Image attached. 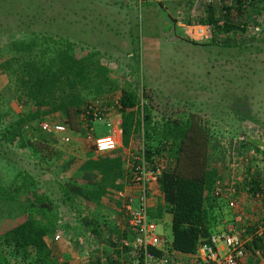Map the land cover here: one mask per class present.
Listing matches in <instances>:
<instances>
[{
	"label": "rangeland",
	"instance_id": "obj_1",
	"mask_svg": "<svg viewBox=\"0 0 264 264\" xmlns=\"http://www.w3.org/2000/svg\"><path fill=\"white\" fill-rule=\"evenodd\" d=\"M250 1L242 14L233 18L235 25L243 23L242 30L215 33L212 37V29L206 28L204 35L199 37V26L204 25L199 20L204 19L209 8L215 17L220 16L225 2L0 0V63L15 57L7 49L13 44L52 34L65 38L74 44L76 56L88 54L97 59L108 69L110 79L115 80L112 82L100 76L93 80L92 85H100L103 89L100 95L112 99L117 96L121 82L132 84L137 80L136 92L142 89L154 117L193 112L208 122L211 145L214 146L211 156L218 168L227 172L223 163L231 155L238 135L248 138L249 148L255 142H264V0ZM136 42L140 44L141 57L135 60L131 47ZM12 65L15 67V62ZM13 76L0 72V122L5 123L6 119L21 121L25 145L21 147L14 142L16 140L0 139V184L11 192L19 189L23 193L22 177L27 175L42 189L46 196L45 206L50 207L51 213L60 212L61 216L56 217L59 220L54 218V224L57 226L62 221L65 227L55 228L60 234L57 240H53L52 234L48 238L56 259L63 257L65 248L73 253L77 264H91L99 256L107 259V245L88 237L77 225L72 210L61 200L60 184L66 179L73 180L72 183L87 179L84 175V179L75 177L71 172L92 155L91 142L78 127L58 133L56 140L50 142L37 125L44 119L62 122L64 116L44 107L40 118H32L37 109L18 90L19 83ZM237 110L248 117L237 120ZM100 129H103L100 124H94L96 135L102 133ZM45 137L48 140L43 141ZM139 138L140 134H132L127 147L116 148L124 153V170L130 165L131 150L139 146ZM255 167L246 166L243 171L247 175ZM114 186L110 190L112 196L104 197L97 210L109 214V218L115 217L112 210L118 209L128 188L126 182L118 179L114 180ZM156 194L155 189L150 190L148 203L152 212L159 205ZM242 200L247 203L242 204L231 218L224 208L218 210L217 214L221 216L217 223L231 219L241 228L244 225L234 220L235 217L245 215L249 221L255 218L256 202L245 195ZM131 206H136L135 195ZM149 217L155 224L156 233L165 240V245H170L169 214L161 211L159 216ZM107 230H103L101 238L109 233ZM70 232L76 233L75 236H70ZM250 254L248 251L246 258L257 261ZM11 255L9 248L0 242V258L7 264H21L18 257ZM65 258L56 264H72Z\"/></svg>",
	"mask_w": 264,
	"mask_h": 264
},
{
	"label": "trees",
	"instance_id": "obj_2",
	"mask_svg": "<svg viewBox=\"0 0 264 264\" xmlns=\"http://www.w3.org/2000/svg\"><path fill=\"white\" fill-rule=\"evenodd\" d=\"M221 1L225 2L221 6V25L216 24L217 18L212 8L206 12L204 19L199 20L201 24H211L212 37L215 33L242 30L243 23L235 25L233 18L236 14L241 15L252 2ZM255 2L257 3V0ZM52 36L32 37L25 43L9 46L8 52L15 57L0 63V72L14 75L13 78L20 86L18 90L24 93L37 109L32 118H40L42 108L48 107L51 111L60 112L64 119L62 122L44 121L62 124L68 131L69 128L78 127L83 136L89 126L94 127L90 116L84 113L88 102L96 98L110 102L115 99L116 111L121 119V146L127 147L132 134H140L139 146L136 150H131L128 164L134 166L138 162L135 157L142 156V160L149 167L159 169L156 184L160 202L155 211L152 212L148 208V215L159 216L161 211L168 213L170 248L179 253H194L197 246L206 241L216 224L218 225L221 215L217 212L225 207L222 200L209 195L212 182L218 177L220 169L211 156L214 146L211 145L208 122L193 112H179L176 115L168 113L154 117L142 89L136 92L137 80L132 84L121 82L116 90L117 96L111 97L112 99L100 95L103 93L101 86L91 83L98 76L114 82L115 80L109 77L108 69L88 54L76 56L72 42L58 35ZM131 50L134 51L135 60L141 57L138 42L132 45ZM135 70L138 71L137 68ZM88 96L90 98L86 100ZM236 114L239 121L248 117L239 110ZM21 124V121L16 119L0 122V139L7 138L10 142L16 140L14 142L24 147ZM36 128L41 131L38 125ZM41 132L50 138V142L56 140L57 134ZM93 134H96V130ZM46 137L43 141L48 140ZM235 143L237 151L240 149L244 153L251 144L250 141L236 140ZM221 156L223 157L222 154ZM223 165L226 167V164ZM129 172L130 167L124 170L121 151L116 149L109 153L88 156L71 172L75 177L83 178L84 175L87 179L72 183L73 180L68 178L60 184L62 203L72 210L77 225L87 232L88 237L95 242H104L102 245H107L106 249L109 248L107 264H128L134 254L119 242L127 233L121 206L112 210L115 214L113 218H109V214L98 213L102 199L111 195L110 190L116 187L115 179L130 184ZM256 180V174H253L252 190L259 188ZM21 185L23 193L19 189L11 192L0 184V242L9 248L11 256L19 258L21 264H56L47 240L55 228L65 227L62 221L58 222L57 226L54 224L58 219L56 217L61 216L60 212L55 210L51 213L50 207L45 206L46 196L32 178L24 175ZM105 229H108L109 233H105V237L101 238ZM69 234L75 236L76 233ZM263 244L264 235L247 242L246 248L252 254L250 256H254L252 249H259ZM0 260L2 264H7L5 260Z\"/></svg>",
	"mask_w": 264,
	"mask_h": 264
},
{
	"label": "built area",
	"instance_id": "obj_3",
	"mask_svg": "<svg viewBox=\"0 0 264 264\" xmlns=\"http://www.w3.org/2000/svg\"><path fill=\"white\" fill-rule=\"evenodd\" d=\"M140 0H138L139 2ZM216 0H207V2ZM218 1V0H217ZM216 24L223 23L222 15L216 17ZM206 28L211 29V24L206 23L199 26L198 36L204 35ZM116 100L93 99L84 108V113L90 116L92 124H100L104 132L93 134L94 127L89 126L85 137L91 142V153L93 156L109 153L115 150L121 140L120 116L116 111ZM41 131L62 134L66 127L62 124H51L40 121L38 124ZM238 142H247L243 134L236 137ZM256 143V142H255ZM138 161L134 166H130V190L136 196V206L132 207V196L123 194L121 199V210L123 222L127 233L121 237V246L134 252L128 264H240L246 257L248 250L246 243L252 238L264 235V142L249 148L247 152L240 149L229 156L226 168L227 178L216 177L209 190V195L213 198L222 200L226 209L237 211L241 204V196H248L256 202L258 212L255 218L250 220L247 227L237 226L234 223L220 221L219 227H215L207 240L201 242L194 253H179L165 245L155 229V224L148 215L149 193L152 184L156 183L159 174L158 168L149 167L142 156L135 157ZM257 166L251 169L246 175V166ZM128 167V168H129ZM256 174L258 189L252 190L253 183L251 177ZM260 176L261 179H260ZM255 181V182H256ZM243 194V195H242ZM119 209V210H120ZM113 218V217H112ZM249 226H251L249 228ZM60 237L59 231L52 233L53 240ZM252 253L257 257H264V244L261 248L252 249ZM91 264H107L106 258L99 256Z\"/></svg>",
	"mask_w": 264,
	"mask_h": 264
},
{
	"label": "crops",
	"instance_id": "obj_4",
	"mask_svg": "<svg viewBox=\"0 0 264 264\" xmlns=\"http://www.w3.org/2000/svg\"><path fill=\"white\" fill-rule=\"evenodd\" d=\"M100 131H102V133L104 132V129H100ZM255 144H258V142H256ZM255 144L253 145V146H255ZM119 149L120 148H123L122 146H121V142H120V144H119ZM231 151V155L232 154H234V153H236V151H237V147H236V145L233 147V149L232 150H230ZM91 153V152H90ZM124 155V153L122 154V156ZM124 157V156H123ZM227 160H228V157H227V159L224 161V163L223 164H226L227 163ZM123 161H124V158H123ZM218 176H220V177H222V178H227V172H224L223 170H219V174H218ZM128 187V186H127ZM156 190V195H157V197L159 198V202H160V197H159V191H158V187H157V184L155 183V184H152V186H151V191H153L154 189ZM125 193H123V194H125V195H133L134 193H133V191L132 190H130V187H128V188H126V190L124 191ZM243 196H241V198H242ZM241 202V204H244V203H247V200H245V201H243V200H241L240 201ZM252 204V202L251 203H249V206H251V208L252 207H254V206H252L251 205ZM151 210V209H150ZM223 211H225V212H228L229 214H230V217L229 218H231V216L233 215H235V211L233 210V211H230V210H228V209H226L225 207H224V210ZM234 220H238V221H241V226L242 225H244V227H247V224H248V222H249V220H247L246 219V216L245 215H243V216H241L240 215V217L238 216V218L237 217H235L234 218ZM169 221H170V216H169ZM222 221H225L224 219H222ZM226 222V221H225ZM229 222H232V220L230 219V220H228L226 223H229ZM244 222V223H243ZM247 223V224H246ZM221 224H218V225H216V228L217 227H219ZM236 225H238V224H236ZM64 226V225H63ZM243 228V227H242ZM47 243H48V246H49V248H50V242H49V240H47ZM50 250H51V254H52V256L53 257H55L54 256V254H53V250L50 248ZM64 255H66L67 256V258H65V256ZM62 258H65V259H67V262H71L72 264H74V263H76L77 264V261H75V258L73 257V253H71L68 249H66L65 248V250L63 251V254H62ZM61 257H59V258H57L56 259V257H55V259H56V261H60L61 259H62ZM262 258V259H261ZM56 263H58V262H56ZM240 264H264V257H257V261H250V260H248L246 257L241 261V263Z\"/></svg>",
	"mask_w": 264,
	"mask_h": 264
}]
</instances>
